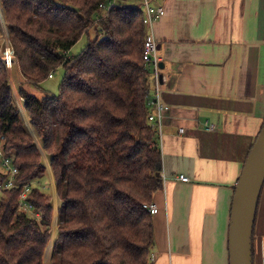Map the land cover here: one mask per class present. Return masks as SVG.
I'll return each mask as SVG.
<instances>
[{
    "label": "trees",
    "instance_id": "obj_1",
    "mask_svg": "<svg viewBox=\"0 0 264 264\" xmlns=\"http://www.w3.org/2000/svg\"><path fill=\"white\" fill-rule=\"evenodd\" d=\"M121 1L0 0L24 83L37 88L64 69L57 94L19 90L56 186L53 246L52 204L39 183L45 165L0 61V138L19 171L17 187L0 192V264H43L45 248L50 264H151L153 215L144 205L163 187L162 157L147 119L144 8ZM90 30L95 38L68 55ZM25 184L29 211L19 203Z\"/></svg>",
    "mask_w": 264,
    "mask_h": 264
},
{
    "label": "crops",
    "instance_id": "obj_2",
    "mask_svg": "<svg viewBox=\"0 0 264 264\" xmlns=\"http://www.w3.org/2000/svg\"><path fill=\"white\" fill-rule=\"evenodd\" d=\"M160 5L165 13L153 36L158 98L167 110L157 137L163 187L153 198L150 263L229 264L233 194L264 123V0H150L152 8ZM9 74L14 89L36 93L18 65ZM149 85L151 100L152 78ZM181 174L189 180L180 181ZM253 264H264V188Z\"/></svg>",
    "mask_w": 264,
    "mask_h": 264
},
{
    "label": "built area",
    "instance_id": "obj_3",
    "mask_svg": "<svg viewBox=\"0 0 264 264\" xmlns=\"http://www.w3.org/2000/svg\"><path fill=\"white\" fill-rule=\"evenodd\" d=\"M112 2H109L107 5H100V7L108 10L112 6ZM141 5L144 8V16L143 23L147 29V35L143 44V60L145 62L146 67L151 72V78L153 81V92L155 93V98L149 101V106H153L154 110L148 111L147 119L150 126L156 131L157 137L161 136V128H162V115L165 110H167V106L163 105L159 98V63L160 58L158 56V44L153 36V24L154 22L161 16L164 15V7L162 5L157 6L156 8H152L150 6V0H142ZM4 22V21H3ZM1 23V18H0ZM2 27V25H1ZM0 27V34L2 31V43L0 45V61L4 65L5 69L9 73L11 68L17 66V59L14 55V52L10 46V43L7 41L9 39V32L7 26L4 24V28L7 31V35L3 34V27ZM52 73L48 75V78H52ZM151 90L148 89L150 93ZM207 130L213 131L216 126L213 124L207 125ZM182 132V129L179 130ZM0 165L2 167L1 173L4 175V178L0 180V192L5 191L7 189H13L18 185V168L14 165V160L9 156L4 148V140L0 138ZM161 175V174H160ZM162 177V176H161ZM182 182H187L189 179L185 175L181 174L177 177ZM163 179V178H162ZM30 189L29 185H23L22 190L19 196V203L23 209H27L28 207L24 204V199L29 194ZM144 207L150 212L151 215H155L158 213V207L153 202L150 204H145ZM30 210V209H29ZM28 210V211H29ZM39 217V215L37 216Z\"/></svg>",
    "mask_w": 264,
    "mask_h": 264
},
{
    "label": "water",
    "instance_id": "obj_4",
    "mask_svg": "<svg viewBox=\"0 0 264 264\" xmlns=\"http://www.w3.org/2000/svg\"><path fill=\"white\" fill-rule=\"evenodd\" d=\"M263 185L264 124L247 155L235 186L229 222V264H253L254 224Z\"/></svg>",
    "mask_w": 264,
    "mask_h": 264
},
{
    "label": "rangeland",
    "instance_id": "obj_5",
    "mask_svg": "<svg viewBox=\"0 0 264 264\" xmlns=\"http://www.w3.org/2000/svg\"><path fill=\"white\" fill-rule=\"evenodd\" d=\"M122 1L125 4L131 5V6H134V7L140 6L142 8V6L140 5L142 3V1L140 2V0H122ZM2 9L3 8L1 7V3H0V10H1L2 17L4 18V24L7 26V24L5 22V17H4ZM96 19H97V17H96ZM1 25L2 24L0 23V27H1ZM95 36H96L95 35V31L94 30H90L88 35L82 36V38L76 43V45H74V47L69 51L68 55L76 56L77 54H79L80 51L83 50V48L87 44L88 39H94ZM2 39H3V37H2V31H1V34H0V45L2 43ZM7 41L9 42V39ZM15 67L16 66H14L13 68L15 69ZM19 70H20V67H19ZM11 71H12V68H11V70L9 72L10 74H11ZM51 73H52L53 78L46 79L37 88L36 87H34V88L31 87L32 89L35 90L34 92H36L35 94L37 96L42 97V96H44L47 93L48 94H57L58 93V86H59V84L61 83V81L63 79L64 69L62 67H58L57 69H55ZM8 81H9V76H8ZM9 84H10V81H9ZM10 87H11V90H12V100H13L15 106L18 108L20 119L25 124V127H26L28 133L35 140V142L37 144V147L39 149V152H40V154L42 156L43 163L45 165L46 176L44 178L40 179L39 183H40V190L42 191V193L44 195H46V197H49V200H50V202L52 204L51 236H50V239H49L48 243L50 242L51 238L53 237L52 239H54V241H53V246H54L55 237H56V231H57V228H58L59 200H58L57 193H56V186H55V183H54L53 173H52V171L49 168L47 170V166L50 165L49 161L47 159L45 151L41 147L40 140L37 138V136H36V134L34 132V129H33L32 125H31V123H30V120L28 118L27 113H25L26 114V117H25L26 119H24L22 117V113L20 111V107H22L25 110L24 106H22L23 105V99L21 98L20 93H19V90L22 87H15L16 89H14L12 83L10 84ZM25 112H26V110H25ZM1 170H2V167L0 165V171ZM52 187H54V194H53ZM1 198H2V193H0V200H1ZM53 200H55L57 202V207L56 208L54 207V201ZM28 214H30V212H28ZM55 214L57 215V217L55 216ZM53 220H55L56 223H57L55 226H53ZM48 243H47V245H48ZM47 245H46V247H47ZM45 250L46 251H44V256H43V264H48L49 261L51 263L53 252H51L49 248H47V249L45 248ZM149 263H150V261H149Z\"/></svg>",
    "mask_w": 264,
    "mask_h": 264
},
{
    "label": "bare ground",
    "instance_id": "obj_6",
    "mask_svg": "<svg viewBox=\"0 0 264 264\" xmlns=\"http://www.w3.org/2000/svg\"><path fill=\"white\" fill-rule=\"evenodd\" d=\"M0 18H1V24H2V27H3V34L4 35H7V31L5 30V28H4V18L2 17V14H1V10H0ZM20 111H21V113H22V117L24 118V119H26L25 117H26V112H25V110L22 108V107H20ZM52 190H53V194H54V187H52ZM54 201V207H57V202L55 201V200H53ZM56 225V221L55 220H53V226H55Z\"/></svg>",
    "mask_w": 264,
    "mask_h": 264
}]
</instances>
